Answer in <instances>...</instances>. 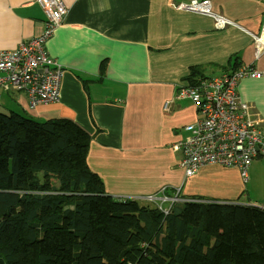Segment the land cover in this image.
Returning <instances> with one entry per match:
<instances>
[{
    "label": "crops",
    "instance_id": "0c3cea01",
    "mask_svg": "<svg viewBox=\"0 0 264 264\" xmlns=\"http://www.w3.org/2000/svg\"><path fill=\"white\" fill-rule=\"evenodd\" d=\"M191 1L64 0L67 14L46 44L64 65L60 99L32 108L28 95L14 98L19 110L69 119L90 136L86 161L106 195L168 211L181 197L245 204L236 167L208 164L186 176L174 144L200 114L177 92L193 78L249 64L262 76L242 78L238 93L264 119V48L258 54L255 39L264 43V0H210L211 15L175 7ZM45 18L35 0H0V50L39 36Z\"/></svg>",
    "mask_w": 264,
    "mask_h": 264
},
{
    "label": "trees",
    "instance_id": "16d2710c",
    "mask_svg": "<svg viewBox=\"0 0 264 264\" xmlns=\"http://www.w3.org/2000/svg\"><path fill=\"white\" fill-rule=\"evenodd\" d=\"M22 112H0V264H264V208L106 195L84 130Z\"/></svg>",
    "mask_w": 264,
    "mask_h": 264
},
{
    "label": "built area",
    "instance_id": "2783aa9c",
    "mask_svg": "<svg viewBox=\"0 0 264 264\" xmlns=\"http://www.w3.org/2000/svg\"><path fill=\"white\" fill-rule=\"evenodd\" d=\"M35 1L46 16L42 33L16 48L0 50V99L3 88L25 91L32 108L60 99L64 65L49 55L46 44L67 14L64 0ZM211 5L210 0H193L178 2L175 7L211 15ZM219 19L223 25L230 22ZM255 39L257 43L263 41L258 36ZM261 76V71L243 64L233 71L200 76L193 83L179 86L177 97L191 99L200 114L197 122L185 127V137L174 144L175 149L183 151L186 176H192L205 165L216 164L236 167L246 178L252 161L264 158V132L258 127L264 120L252 116L238 93L242 78ZM170 103L167 100L164 107Z\"/></svg>",
    "mask_w": 264,
    "mask_h": 264
},
{
    "label": "rangeland",
    "instance_id": "374dc122",
    "mask_svg": "<svg viewBox=\"0 0 264 264\" xmlns=\"http://www.w3.org/2000/svg\"><path fill=\"white\" fill-rule=\"evenodd\" d=\"M190 3V2H185ZM258 51L260 48L258 47ZM18 92H22L27 95L25 91H14L12 88H3L2 89V98L0 102V112H10L11 110L23 113L17 108V105L14 103V98L17 96ZM262 117V116H261ZM264 120V119H263ZM249 176L245 179L244 189L242 196L239 198V201L245 204H256L259 207L264 208V158H257L248 169ZM190 198V197H189ZM187 197L181 198L182 201L189 200ZM221 201V200H219ZM223 202V201H222ZM231 204H242L239 202H231ZM243 205V204H242ZM261 205V206H260ZM255 206V205H253ZM164 214L165 209L159 208Z\"/></svg>",
    "mask_w": 264,
    "mask_h": 264
},
{
    "label": "bare ground",
    "instance_id": "6f19581e",
    "mask_svg": "<svg viewBox=\"0 0 264 264\" xmlns=\"http://www.w3.org/2000/svg\"><path fill=\"white\" fill-rule=\"evenodd\" d=\"M211 8H212V5H211ZM213 12V11H212ZM220 18V17H219ZM222 18H224V17H222ZM227 19V18H226ZM257 44H259V48H264V43L261 41L260 43H257Z\"/></svg>",
    "mask_w": 264,
    "mask_h": 264
}]
</instances>
